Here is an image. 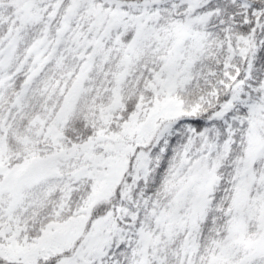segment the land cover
Instances as JSON below:
<instances>
[{
    "label": "snow or ice",
    "instance_id": "1",
    "mask_svg": "<svg viewBox=\"0 0 264 264\" xmlns=\"http://www.w3.org/2000/svg\"><path fill=\"white\" fill-rule=\"evenodd\" d=\"M0 264H264V0H0Z\"/></svg>",
    "mask_w": 264,
    "mask_h": 264
}]
</instances>
